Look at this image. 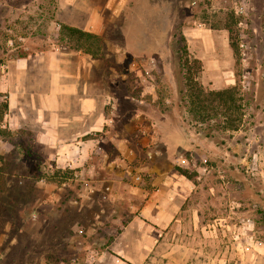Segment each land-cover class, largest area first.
<instances>
[{
	"label": "crops",
	"instance_id": "0c3cea01",
	"mask_svg": "<svg viewBox=\"0 0 264 264\" xmlns=\"http://www.w3.org/2000/svg\"><path fill=\"white\" fill-rule=\"evenodd\" d=\"M56 6L50 43L0 59V94L7 102L0 128L30 137L36 150L34 167L84 173L89 178L86 189L95 184L99 194L107 189L108 197L88 200L73 186L64 195H54L49 184L36 183L38 191L29 199L34 221L26 229L23 197L0 195V264H28L20 253L26 250L23 237L30 234L36 246L32 264H46L40 247L45 222L56 244L65 238L63 243H69L78 234L87 237L81 242L86 243L89 257L86 261L73 258L74 264H148L163 246L167 248L161 255L168 260L169 247L177 246L195 252L189 264H205L206 258L208 264H216L217 257L206 249L213 224L183 207L191 202L186 196L190 181L168 167L160 170L161 162L148 164V142L155 140L156 133L148 134V114L134 109L128 96L136 90L127 79L134 62L120 68L122 60L141 57L148 44L159 49L167 44L176 23L173 1L58 0ZM60 23L99 35L102 54L93 57L58 44L55 35ZM9 145L12 142L0 136V153ZM148 170L158 173L151 177L150 191ZM132 171L135 179L129 181L125 172ZM138 172L143 173L141 181L136 179ZM7 186L6 181L0 191ZM47 190L49 197L43 195ZM129 198L131 209L124 207L122 212L119 205ZM109 217L119 226H106ZM94 222L104 225L89 238Z\"/></svg>",
	"mask_w": 264,
	"mask_h": 264
},
{
	"label": "rangeland",
	"instance_id": "374dc122",
	"mask_svg": "<svg viewBox=\"0 0 264 264\" xmlns=\"http://www.w3.org/2000/svg\"><path fill=\"white\" fill-rule=\"evenodd\" d=\"M57 1L0 0V59L26 51V47L31 50L50 43L57 20ZM171 1L176 23L170 28L167 44L162 49L148 44L141 57L122 60L120 65L128 68L134 62L127 79L136 90L128 96L135 99H131L134 109L148 114V134L156 133L155 140L148 142V164L161 162L160 170L168 167L178 175L182 174L176 168L187 170L191 178L183 175L181 179L190 181L186 196L191 202L183 207L198 212L202 222L213 224L212 236L206 237V249L217 257L216 264H264V0ZM181 35L188 54L200 61L195 77L205 89L236 86L240 105L237 129L223 128L219 124L224 122L221 115L206 122H191L184 108H175L179 90L184 88L178 65ZM3 99L0 97V101ZM170 103L172 106L165 108ZM208 132L211 137L205 136ZM7 138L12 146L0 153V185L7 181L9 186L2 188L0 195L23 197L22 220L26 229L32 228L34 221L29 199L38 191L34 188L36 183L49 184L54 195H64L67 187L73 186L80 188L88 200H107V189L102 194L95 184L86 189L89 178L84 173L68 168L34 167L36 150L29 136L13 134ZM182 158L186 162H181ZM137 174L136 179L141 181L143 173ZM135 175L134 171L125 172L129 181ZM152 175L158 173L148 170V191ZM49 193L47 190L43 195L49 197ZM130 203L132 198L124 199L119 209H131ZM44 211L49 213L47 206ZM110 218L104 220L105 225L118 227ZM45 223L40 247L46 264H74L73 258L86 261L88 249L81 242L87 240L86 236L78 234L69 243L64 244L68 240L65 238L56 244L52 229ZM103 225L94 222L95 230L89 238L102 231ZM33 241L31 234L23 237L26 250L20 255L29 260L28 264L33 263ZM94 241L96 245L97 239ZM166 248H157L155 261L148 259V264L192 262V249L171 246L165 255L170 257L168 260L161 255ZM17 250L11 249L14 255ZM204 262L208 264L207 258Z\"/></svg>",
	"mask_w": 264,
	"mask_h": 264
},
{
	"label": "trees",
	"instance_id": "16d2710c",
	"mask_svg": "<svg viewBox=\"0 0 264 264\" xmlns=\"http://www.w3.org/2000/svg\"><path fill=\"white\" fill-rule=\"evenodd\" d=\"M55 38L58 44L65 45L73 50L82 51L93 57H99L102 54L103 39L97 34L84 31L80 28L60 23ZM180 40L183 44L179 48L178 65H180L184 88L179 90V98L175 104V108L180 111L184 108L191 117V122H206L221 115L224 122H220L219 124L223 128L237 129L240 123V116H236V113L240 105L237 103L238 91L236 86H229L218 90L205 89L195 77L196 72L200 68L199 59L192 58L188 54L185 39L182 35ZM0 97H2V94H0ZM171 106L170 103L165 108ZM6 110L7 102L4 98L0 101V122ZM234 112L235 114H233ZM13 134L19 135V132L0 128V136L10 137ZM205 136L211 137L212 135L208 132L205 133ZM2 168L0 167V172ZM176 170L186 178H191L185 168H176Z\"/></svg>",
	"mask_w": 264,
	"mask_h": 264
},
{
	"label": "built area",
	"instance_id": "2783aa9c",
	"mask_svg": "<svg viewBox=\"0 0 264 264\" xmlns=\"http://www.w3.org/2000/svg\"><path fill=\"white\" fill-rule=\"evenodd\" d=\"M132 100H135V99L132 98ZM181 162H186V159H185V158H182V159H181Z\"/></svg>",
	"mask_w": 264,
	"mask_h": 264
}]
</instances>
